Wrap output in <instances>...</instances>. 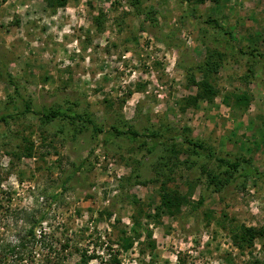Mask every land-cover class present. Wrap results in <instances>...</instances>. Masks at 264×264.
<instances>
[{
	"label": "rangeland",
	"instance_id": "374dc122",
	"mask_svg": "<svg viewBox=\"0 0 264 264\" xmlns=\"http://www.w3.org/2000/svg\"><path fill=\"white\" fill-rule=\"evenodd\" d=\"M134 1L68 0L54 12L46 0H0V115L13 99L22 104L16 85L34 108L72 106L106 130L190 126L218 156L244 157L245 168L220 191L208 186L202 168H218L215 158L166 171L182 192L195 185L191 203L174 217L138 216L141 239L119 257L123 264H264L263 241L244 251L233 243L243 225L264 226V0ZM214 50L226 54L211 78L218 94L187 106L198 91L188 69L201 80L198 67ZM239 93L251 99L245 113L231 107ZM82 125L44 124L34 114L0 124L1 231L12 241L15 228L26 225V209L49 208L44 226L54 249L69 245L64 264L85 254L98 256L89 264H102L120 248L119 235L134 233L139 209L157 212L160 152L143 151L127 137L105 143L106 132Z\"/></svg>",
	"mask_w": 264,
	"mask_h": 264
},
{
	"label": "trees",
	"instance_id": "16d2710c",
	"mask_svg": "<svg viewBox=\"0 0 264 264\" xmlns=\"http://www.w3.org/2000/svg\"><path fill=\"white\" fill-rule=\"evenodd\" d=\"M46 1L48 7L52 8L54 12L59 7L66 6L68 2V0ZM139 1L140 0H135L134 3ZM185 1L190 2L193 0ZM216 25L221 27L218 22H216ZM262 42L264 45V37ZM242 53H245V51H242ZM225 56V52L219 50L210 51L209 57L198 67L199 71L203 74L201 80L196 81L195 77H193L195 68L192 67L188 69V74L192 76L190 80L197 86L198 91L196 94L189 95L185 100L187 106L197 107L200 101L213 102L214 97L218 94V90L211 78L214 73L219 71ZM11 82L15 83L12 79ZM15 91L21 98L22 104L19 102L17 103V98L13 99L11 101L13 108L0 115V124L7 122L9 119H15L27 114L36 115L44 124L51 123L55 120L69 121L70 123L79 121L83 123V127H92L97 134L106 132L105 143L113 141L116 137H127L131 141H139V148L143 151L146 150L149 153L160 152V159L155 163L157 177L155 179L153 178L161 182L158 190L160 203L155 207L157 212L152 214L151 212H145L143 209H139L140 215H135L133 217V226L131 227L134 235L128 234L127 231L119 235L120 248L109 252V257H107V259H102V264H123L122 259L119 257L121 254L120 252L130 250L134 247L136 240L139 242L141 239L140 228L142 227V222H140V216L150 219L165 213L174 217L182 212L184 205L191 203V193H193L195 185L190 184L189 191L182 192L178 187L169 185L172 178L166 174V171L172 173L177 168L182 167L183 164H187L188 167H193L199 158H207L208 160L215 158L219 162L218 168H210V166H207L208 164H206V162L202 163V168L208 175V186H213L215 191H220L232 181L236 172L241 168H245L243 162H247L246 159L241 156H237L234 159L218 156L216 150L207 141L193 135L192 128L188 125L178 129H173L172 126L165 127V125H158L157 127H145L143 130H140L134 125L128 124L124 127L114 125L110 130H106L101 121L96 120L95 117L85 112L74 109L72 106L50 105L40 109L34 108L32 102L24 98L16 85ZM226 98L225 101L230 103L229 97ZM232 101L231 107L234 111H241L242 113H245L251 103V99L247 93L234 94ZM33 146L34 145H31L25 148L27 156H32ZM182 156H185L184 160H182ZM221 167H224V169L220 171ZM73 175L74 173L68 175L63 180L60 188L50 196L49 205L56 202L60 195L67 189V185ZM140 176L141 174L138 173L137 178H140ZM161 177H163V179ZM138 181L139 184L147 183V180ZM8 198H10V196H8ZM204 200L205 196H202L197 204H203ZM3 207L4 205L0 200V214H2L1 211ZM24 213L26 225L21 229L15 228L16 233L12 241L7 240L6 236H2V223L0 219V264H27L29 261L32 263L37 262V264H43L47 261H49L50 264H64V262L67 261L65 250H67L69 245L68 243H64L60 245L61 248L54 249V244L49 238V233H47L44 226L49 219V208L44 210L26 209ZM108 214L110 217L113 215L112 212ZM149 236H151L150 233ZM256 240L263 241L264 246V226L256 227L243 225L233 235V243L241 251L252 248ZM45 249L51 251L46 252L44 251ZM52 251L53 254H51ZM140 253H145V250H140ZM97 257L98 256L95 254H85L83 259L78 261L77 264H89V260ZM249 264H261V261L254 259L250 261Z\"/></svg>",
	"mask_w": 264,
	"mask_h": 264
}]
</instances>
